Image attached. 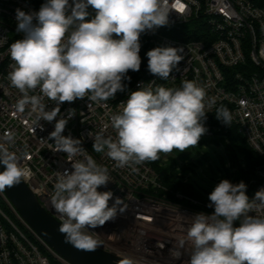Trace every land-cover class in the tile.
I'll list each match as a JSON object with an SVG mask.
<instances>
[{
	"label": "clouds",
	"instance_id": "clouds-1",
	"mask_svg": "<svg viewBox=\"0 0 264 264\" xmlns=\"http://www.w3.org/2000/svg\"><path fill=\"white\" fill-rule=\"evenodd\" d=\"M95 10L88 19V8ZM170 9L165 0H45L38 11L15 10L16 39L8 48L14 62L8 79L22 98L17 109L27 105L38 120L55 121L54 131L45 138L54 141L53 153H65L72 170L58 174L51 205L59 214V232L65 243L80 251L94 252L100 240L89 229L115 221L127 205L111 190L98 191L111 182L108 169L90 155L74 159L86 150L80 139L63 135L72 115L68 109L59 117L61 105L77 99L107 101L127 89L129 70L141 67L140 37L147 31L167 26ZM183 47L159 46L146 53L148 71L167 80L183 60ZM132 91L122 112L111 116L116 139L102 133L93 139L92 149L116 162L117 167L156 161L168 154L198 145L207 132L206 93L194 81L184 80L179 88L158 86ZM39 88L42 97L56 102L47 109L41 96L29 95ZM215 103L207 101V106ZM216 119L230 126L232 115L225 107L217 108ZM43 130V125H40ZM0 192L19 185L30 172L15 154L0 150ZM135 170V169H134ZM244 181L221 180L208 196L214 212L180 216L188 226L178 238L180 248H188L185 264H264V215H249L264 210V188L253 199L246 195ZM109 201H112L110 206ZM239 226H234L235 221ZM117 264H139L122 256Z\"/></svg>",
	"mask_w": 264,
	"mask_h": 264
},
{
	"label": "built area",
	"instance_id": "built-area-1",
	"mask_svg": "<svg viewBox=\"0 0 264 264\" xmlns=\"http://www.w3.org/2000/svg\"><path fill=\"white\" fill-rule=\"evenodd\" d=\"M165 3L170 9L168 25L142 34L140 42H147L146 53L159 46L183 47L179 69H174L167 80L147 70L124 95L116 94L107 101H90L85 97L65 102L59 113V117H65L67 110L72 109L74 117L68 121L63 135L80 139L86 150L74 159L83 160L90 155L97 164L106 167L111 182L98 191L111 190L114 197L122 198L127 205V210L123 214L118 212L114 222L89 229L101 242L98 248L119 259L132 257L139 264H185L190 259L188 248H180L178 238L188 225L179 217L214 212V208L208 207L209 200L203 202L181 193L175 194L177 201L161 196L167 190L147 162L121 168L106 153L92 149L89 132L116 139L111 116L122 112L121 102H126L129 93L139 90L140 85L153 90L161 84L165 88H179L182 81L190 80L203 88L205 112L209 116L204 122L207 132L203 136L225 137L236 129L262 160L247 187L255 186V193L264 188V0H165ZM17 8L35 11L26 0H0V150L15 154L19 164L29 170L30 175L23 181L42 207L61 223L51 205V196L58 174L66 169L71 171L73 161L65 153H53L54 141L45 139L54 131L55 121L38 120L30 105L23 112L17 109L22 94L8 79L14 63L8 48L16 39L23 38L22 33L16 32ZM93 11L88 8L91 19ZM29 95L42 97L39 88ZM209 100L215 103L207 106ZM42 102L49 110L57 106L46 97H42ZM220 107L230 111V126L216 119ZM0 198L14 218L0 209V264H69L23 220L3 192ZM254 214L264 215V210L249 213Z\"/></svg>",
	"mask_w": 264,
	"mask_h": 264
},
{
	"label": "trees",
	"instance_id": "trees-1",
	"mask_svg": "<svg viewBox=\"0 0 264 264\" xmlns=\"http://www.w3.org/2000/svg\"><path fill=\"white\" fill-rule=\"evenodd\" d=\"M26 1L34 7L35 11H38L41 4L45 2V0ZM171 36L176 39H186L176 35ZM147 48V42H141V50L139 55L141 56L142 63L140 70L138 72H133L129 70L127 75L131 77V80L124 81L127 86V89L125 92H118V95H124L126 92H128L140 78L141 74L148 70L146 60ZM158 86L164 87V85L162 84ZM207 119H209V116H207ZM215 143L223 145L227 152L230 169H225L226 179H228L234 184L239 183L240 181H244L245 184L248 185L255 175L256 168L262 163L260 157L250 148L245 139L238 133L236 129L229 131L225 137L215 138ZM202 144L203 143H200L201 146ZM239 153H241L243 157L245 166H243L242 162H240V160L238 159ZM205 159L208 160V157H205ZM147 163L157 173L161 184L167 190L166 193H160L161 196L166 195L169 200L177 201V199L175 198V194L181 193L199 201L205 202L208 200V196L210 193L199 188L197 185L191 182V180H188L184 176V174L180 172H191L194 174L196 166L194 163L191 162L189 164L182 165L179 168L174 159H171L169 162H166V160H164L163 158L162 153H160V158L158 160ZM254 193L255 186H248L246 190V195L249 197L250 200L253 198ZM239 223L240 221L238 220L235 226H239Z\"/></svg>",
	"mask_w": 264,
	"mask_h": 264
},
{
	"label": "water",
	"instance_id": "water-1",
	"mask_svg": "<svg viewBox=\"0 0 264 264\" xmlns=\"http://www.w3.org/2000/svg\"><path fill=\"white\" fill-rule=\"evenodd\" d=\"M0 171H3V165H0ZM3 193L23 220L69 264H117L118 257L99 248L86 252L65 243L64 235L58 230L61 223L42 207L24 181L6 188Z\"/></svg>",
	"mask_w": 264,
	"mask_h": 264
},
{
	"label": "rangeland",
	"instance_id": "rangeland-1",
	"mask_svg": "<svg viewBox=\"0 0 264 264\" xmlns=\"http://www.w3.org/2000/svg\"><path fill=\"white\" fill-rule=\"evenodd\" d=\"M91 10L94 9L91 8ZM93 12L95 13V10ZM88 19H91L90 13ZM200 143H203L202 146ZM162 155L166 162L174 159L179 168L182 165L189 164L191 162L194 163L196 165L194 174L191 172H180L199 188L209 193H211L214 187L221 180L226 179L225 169H230L229 159L225 147L215 143V138L213 137L202 136L198 145L190 147L182 153L177 150H173L171 153H162ZM205 157H208V160H206ZM238 159L242 162V165L245 166L241 153H239ZM0 209L14 219L7 205L1 200V198Z\"/></svg>",
	"mask_w": 264,
	"mask_h": 264
}]
</instances>
